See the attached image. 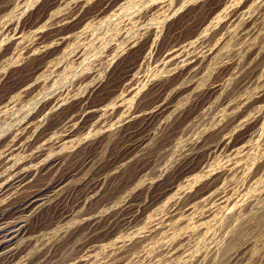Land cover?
I'll return each instance as SVG.
<instances>
[{
  "label": "rangeland",
  "instance_id": "obj_1",
  "mask_svg": "<svg viewBox=\"0 0 264 264\" xmlns=\"http://www.w3.org/2000/svg\"><path fill=\"white\" fill-rule=\"evenodd\" d=\"M70 1L0 0V225L15 229L0 264H264V0Z\"/></svg>",
  "mask_w": 264,
  "mask_h": 264
},
{
  "label": "bare ground",
  "instance_id": "obj_2",
  "mask_svg": "<svg viewBox=\"0 0 264 264\" xmlns=\"http://www.w3.org/2000/svg\"><path fill=\"white\" fill-rule=\"evenodd\" d=\"M69 1H70V0H69ZM72 1H73V0H72ZM162 1H163V0H162ZM164 1H165V0H164ZM164 1H163V2H164ZM70 2H71V1H70ZM80 2H81V1H80ZM105 2H106V0H105ZM71 3H72V2H71ZM75 3H76V5H77L79 2H78V3L75 2ZM109 3H110V2H109ZM152 3H153V2H152ZM72 4H74V3H72ZM72 4H71V5H72ZM84 4H85V3H84ZM107 4H108V2H107ZM167 4H168V3H167ZM167 4H166V5H167ZM79 5H80V4H79ZM72 6H73V5H72ZM77 6H78V5H77ZM102 6H103V5H102ZM104 6H105V5H104ZM73 7L75 8V5H74ZM73 7H72V8H73ZM165 7H166V6H165ZM42 8H43V7H42ZM57 8H58V7H57ZM82 8H85V7H82ZM59 9H60V8H59ZM102 9H103V8H102ZM102 9H100V10H102ZM180 9H181V8H180ZM22 10H23V9H22ZM73 11H74V10H73ZM75 11H76V9H75ZM85 11H86V10H85ZM90 11H91V10H90ZM93 11H94V10H93ZM98 11H99V9H98ZM179 11H180V10H179ZM59 12H60V11H59ZM88 12H89V11H88ZM62 13H63V12H62ZM67 13H68V12H67ZM67 13H66V14H67ZM78 13H79V11H77L76 14H78ZM90 13H91V12H90ZM57 14H59V13H57ZM73 14H74V13H73ZM82 14H83V13H82ZM87 14H88V13H87ZM87 14H85V15H87ZM175 14H176V13H175ZM60 15H61V14H60ZM78 15H79V14H78ZM70 16H71V15H70ZM73 16L75 17V15H73ZM63 17H64V16H63ZM82 17H83V15H82ZM82 17L80 16V18H82ZM84 17H85V16H84ZM49 18H50V17H49ZM59 18H60V17H59ZM67 18H68V17H67ZM72 18H73V17H72ZM75 18H76V17H75ZM73 19H74V18H73ZM78 19H79V18H78ZM82 19H83V18H82ZM147 19H148V18H147ZM54 20H55V19H54ZM52 21H53V20H52ZM69 21H70V19H69ZM74 21H75V20H74ZM48 22H49V21H48ZM54 22H55V21H54ZM66 22H68V21H66ZM70 22H71V21H70ZM70 22H69V23H70ZM132 22H133V21H132ZM16 23H17V22H16ZM56 23H57V22H56ZM60 23H63V21L60 22ZM69 23H68V24H69ZM136 23H137V22H136ZM42 24H43V23H42ZM52 24H53V23H52ZM52 24H50V25H52ZM57 24H58V23H57ZM65 24H66V23H65ZM68 24H67V25H68ZM44 25H45V24H44ZM60 25H61V24H60ZM67 25H66V27H67ZM78 25H80V24H78ZM84 25H85V24H84ZM39 26H40V25H39ZM74 26H75V25H74ZM131 26H132V25H131ZM51 27H52V26H51ZM54 27H55V26H53V28H54ZM46 29H47V28H46ZM50 29H51V28H50ZM62 29H63V28H62ZM63 30H64V29H63ZM65 30H66V29H65ZM71 30H72V29H71ZM22 31H23V30H22ZM32 31H33V30H32ZM39 31H40V30H39ZM43 31H44V30H43ZM54 31H55V29H54ZM67 31H68V30H67ZM73 31H74V30H73ZM35 32H36V31H35ZM41 32H42V31H41ZM59 32H60V31H59ZM69 32H70V31H69ZM37 33H38V32H37ZM57 33H58V32H57ZM65 33H66V32H65ZM41 34H42V33H41ZM68 34H69V33L67 32V37L70 36V35H68ZM70 34H71V33H70ZM6 35H7V34H6ZM42 35H43V34H42ZM60 35H61V34H60ZM62 35H63V34H62ZM64 35H65V34H64ZM38 36H41V35H38ZM1 37H2V36H1ZM16 37H17V36H16ZM42 37H43V36H42ZM60 37H61V36H60ZM9 38H10V37H9ZM140 38H143V37H140ZM140 38H139V39H140ZM144 38H145V36H144ZM10 39H11V38H10ZM37 39H38V38H37ZM40 39H41V38H40ZM58 39H59V38H58ZM64 39H65V38H64ZM64 39H61V40H64ZM104 39H106V38H104ZM133 39H134V38H133ZM139 39H138V40H139ZM8 40H9V39H8ZM12 40H13V39H12ZM56 40H57V39H56ZM56 40H55V41H56ZM140 40H141V39H140ZM142 40H143V39H142ZM112 41H113V40H112ZM134 41H135V39H134ZM15 42H16V41H15ZM51 42H52V41H51ZM116 42H117V41H116ZM138 42H139V41H138ZM17 43H18V42H17ZM139 43H140V42H139ZM143 43H144V42H143ZM149 43H151V42H149ZM187 43H190V42H187ZM52 44H53V43H52ZM59 44H61V43H59ZM144 44H145V43H144ZM144 44H142V45H144ZM183 44H184V43H182L181 45H183ZM41 45H42V44H41ZM43 45H44V44H43ZM45 45H46V44H45ZM50 45H51V44H50ZM188 45H189V44H188ZM47 46H48V45H47ZM54 46H55V45H54ZM54 46H53V47H54ZM107 46H108V45H107ZM107 46H106V47H107ZM150 46H151V45H150ZM175 46H176V45H175ZM178 46H179V44H178ZM9 47H10V46H9ZM126 47H127V46H126ZM133 47H134V46H133ZM135 47H136V46H135ZM171 47H172V46H171ZM179 47H181V46H179ZM179 47H178V48H179ZM182 47L184 48V46H182ZM47 48H49V47H47ZM141 48H142V47H141ZM143 48H144V47H143ZM178 48H177V49H178ZM186 48H187V47H186ZM186 48H185V49H186ZM40 49H41L40 51L42 52V47H41ZM50 49H51V48H50ZM124 49H126V48H124ZM124 49H123V50H124ZM134 49H135V48H134ZM138 49H139V48H138ZM144 49H145V48H144ZM169 49H170V48H169ZM173 49H175V48H173ZM181 49H182V48H181ZM181 49H180V50H181ZM206 49H207V48H206ZM211 49H212V47H211ZM211 49H209V50H211ZM34 50H36V47H35ZM48 50H49V49H48ZM48 50H47V52H49ZM78 50H79V49H78ZM135 50H137V49H135ZM170 50H171V49H170ZM183 50H184V49H183ZM187 50H188V49H187ZM202 50H203V49H202ZM209 50H208V51H209ZM31 51H32V50H31ZM40 51H39V52H40ZM43 51H44V50H43ZM53 51H54V49H53ZM81 51H82V49H81ZM81 51H80V52H81ZM149 51H150V50H149ZM173 51H174V50H173ZM173 51H172V52H173ZM178 51H179V50H178ZM178 51H177L176 53H178ZM32 52L34 53L35 51H32ZM47 52H46V53H47ZM99 52H100V51H99ZM167 52H169V51H167ZM181 52H182V51H181ZM181 52H179V54H181ZM205 52H206V50H205ZM205 52H204V53H205ZM83 53H84V52H83ZM114 53H115V52H114ZM133 53H134V52H133ZM135 53L137 54L138 52H135ZM186 53H187V52H186ZM190 53H191V52H190ZM194 53H195V52H194ZM198 53L200 54V52H198ZM209 53H210V52H209ZM43 54H44V53H43ZM112 54H113V53H112ZM143 54H144V53H143ZM158 54H160V53H158ZM161 54H162V53H161ZM164 54H165V53H164ZM167 54H168V53H167ZM170 54L173 55L172 53H170ZM187 54H188V53H187ZM195 54H196V53H195ZM30 55H31V54H30ZM35 55H36V52H35ZM46 55H47V54H46ZM77 55H79V54H77ZM119 55H120V53H119ZM122 55H123V54H122ZM130 55H131V54H130ZM130 55H128V56H130ZM139 55H140V54H139ZM141 55H142V54H141ZM145 55H146V52H145ZM171 55H170V57H171ZM188 55H189V54H188ZM207 55H208V54H207ZM38 56H39V55H38ZM40 56H41V55H40ZM75 56H76V55H75ZM81 56H82V55H81ZM132 56H133V55H132ZM161 56H162V55H161ZM167 56H168V55H167ZM176 56H177V55H176ZM193 56H194V55H193ZM193 56H192V57H193ZM195 56H196V55H195ZM197 56H198V55H197ZM199 56H200V55H199ZM76 57H77V56H76ZM134 57L136 58V56H134ZM134 57H133V58H134ZM140 57H141V56H140ZM143 57H145V56H143ZM187 57H188V56H187ZM79 58H81V57H79ZM83 58H84V57H83ZM92 58H93V57H92ZM125 58H126V57H125ZM130 58H131V57H130ZM167 58H168V57H167ZM175 58H176V57H175ZM189 58H190V57H189ZM189 58H188V59H189ZM199 58H200V57H199ZM112 59H113V58H112ZM114 59H115V57H114ZM121 59H122V58H121ZM171 59H172V57H171ZM171 59H169V60H171ZM180 59H181V58H179L178 60H180ZM184 59H186V58H183V60H184ZM190 59H191V58H190ZM190 59H189V61H190ZM194 59H195V58H194ZM200 59H201V58H200ZM122 60H124V59H122ZM99 61H100V59H99ZM112 61H113V60H112ZM127 61H128V60H127ZM180 61H182V59H181ZM184 61L186 62V60H184ZM196 61H197V60H196ZM40 62H41V61H40ZM121 62H122V61H121ZM178 62H179V61H178ZM185 62H184V63H185ZM191 62H192V61H191ZM38 63H39V62H38ZM125 63H126V62H125ZM131 63H132V62H131ZM42 64H43V63H42ZM134 64H135V63H134ZM175 64H176V63H175ZM180 64H181V63H180ZM185 64H186V63H185ZM192 64H193V63H192ZM119 65H120V64H119ZM124 65H125V64H124ZM140 65H141V64H140ZM193 65H195V63H194ZM196 65H197V64H196ZM38 66H39V65H38ZM122 66H123V65H122ZM181 66H182V65H181ZM199 66H200V65H199ZM199 66H198V67H199ZM115 67H116V66H115ZM115 67H114V68H115ZM117 67H118V66H117ZM124 67H125V66H124ZM131 67H132V66H131ZM133 67H135V66H133ZM133 67H132V68H133ZM138 67H139V66H138ZM187 67H188V66H187ZM128 68H129V67H128ZM191 68H192V67H191ZM220 68H221V67H220ZM30 69H31V68H30ZM115 69H116V68H115ZM183 69H184V68H183ZM189 69H190V68H189ZM192 69H194V66H193ZM120 70H121V69H120ZM122 70H124L123 67H122ZM127 70H128V69H127ZM34 71H35V69H34ZM117 71H118V70H117ZM125 71H126V70H125ZM190 71H191V70H190ZM196 71H197V70H196ZM115 72H116V71H115ZM87 73H88V72H87ZM90 73H91V72H90ZM90 73H88V74H90ZM130 73H132V72H130ZM130 73H129V74H130ZM134 73H135V72H134ZM178 73H179V72H178ZM180 73H181V72H180ZM189 73H190V72H189ZM79 74H80V73H79ZM112 74H113V73H112ZM118 74H119V73H118ZM127 74H128V73H127ZM129 74H128V75H129ZM181 74H182V73H181ZM12 75H13V74H12ZM110 75H111V74H110ZM124 75H125V74H124ZM130 75H131V74H130ZM136 75H137V74H136ZM187 75H188V74H187ZM3 76H4V75H3ZM3 76H2V77H3ZM10 76H11V75H10ZM116 76H117V75H116ZM119 76H120V75H119ZM131 76H132V75H131ZM183 76H184V74H183ZM183 76H182V77H183ZM12 77H13V76H12ZM117 77H118V76H117ZM192 77H193V76H192ZM10 78H11V77H10ZM110 78H112V77L110 76ZM1 79H2V78H1ZM129 79H130V78H129ZM134 79H135V78H134ZM169 79H170V78H169ZM97 80H98V79H97ZM105 80H106V79H105ZM111 80H112V79H111ZM167 80H168V78H167ZM174 80H175V79H174ZM102 81H103V80H102ZM115 81H116V80H115ZM115 81H113V82H115ZM126 81L128 82L129 80L127 79ZM131 81H133V80H131ZM147 81H149V80H147ZM153 81H154V80H153ZM156 81H157V80H156ZM162 81H163V80H162ZM172 81H173V80H172ZM27 82H28V81H27ZM99 82H101V81H99ZM121 82H123V81H121ZM135 82H136V81H135ZM163 82L165 83V80H164ZM177 82H178V81H177ZM180 82H181V81H180ZM106 83H107V82H106ZM132 83H133V82H132ZM132 83L130 82V84H132ZM148 83H149V82H148ZM164 83H162L163 86H164ZM166 83H167V82H166ZM170 83H171V82H170ZM181 83H182V82H181ZM22 84H23V83H22ZM98 84H99V83H98ZM98 84H97V85H98ZM118 84H119V83H118ZM142 84H143V83H142ZM176 84H177V83H175V85H176ZM178 84H180V83L178 82ZM214 84H215V83H214ZM214 84H213V86H215ZM107 85H110V84H107ZM134 85H135V84H134ZM134 85H133V86H134ZM137 85H138V84H137ZM152 85H153V84H152ZM167 85H168V83H167ZM170 85H171V84H170ZM26 86H28V85H26ZM102 86H103V84H102ZM104 86H105V85H104ZM118 86H119V85H118ZM118 86H117V87H118ZM122 86H124V83H123ZM125 86H127V84H126ZM133 86H132V87H133ZM139 86H140V85H139ZM141 86H142V85H141ZM143 86H144V85H143ZM150 86H151V85H150ZM156 86H158V85H156ZM159 86H160V85H159ZM168 86H169V85H168ZM182 86H183V85H182ZM187 86H188V85H187ZM22 87H23V85H22ZM95 87H96V85H95ZM114 87H115V86H114ZM120 87H121V86H120ZM137 87H138V86H137ZM147 87H148V86H147ZM177 87H178V85H177ZM20 88H21V87H20ZM28 88H29V87H28ZM165 88H166V87H165ZM171 88L173 89V87H171ZM216 88H217V87H216ZM102 89H103V88H102ZM104 89H105V88H104ZM107 89H108V88H107ZM153 89H154V88H153ZM159 89L161 90V87H159ZM162 89H163V88H162ZM167 89H168V87H167ZM172 89H171V90H172ZM175 89H176V88H175ZM184 89H185V88H184ZM89 90H92V89H89ZM132 90H133V89H132ZM132 90H131V91H132ZM134 90H135V89H134ZM181 90H183V89H181ZM22 91H23V90H22ZM104 91H106V90H104ZM113 91H114V90H113ZM115 91H116V90H115ZM117 91H118V90H117ZM148 91H149V90H148ZM151 91H152V90H151ZM173 91H174V90H173ZM133 92H135V91H133ZM152 92H154V91H152ZM156 92H157V91H156ZM162 92H163V91H162ZM203 92H204V91H203ZM211 92H212V91H211ZM112 93H114V92H112ZM127 93H129V92H127ZM165 93H166V92H165ZM168 93H169V92H168ZM172 93H173V92H172ZM119 94L121 95V93H119ZM124 94H125V93H124ZM129 94H130V93H129ZM135 94H136V93H135ZM139 94H140V93H139ZM145 94H146V93H145ZM169 94H170V93H169ZM195 94H196V93H195ZM204 94H205V93H203V95H204ZM56 95H57V94H56ZM56 95H55V96H56ZM59 95H60V94H59ZM104 95H105V94H104ZM112 95H113V94H112ZM137 95H138V94H137ZM142 95H143V94H142ZM142 95H141V96H142ZM170 95H171V94H170ZM87 96H88V95H87ZM94 96H96V95H94ZM94 96H93V97H94ZM121 96H122V95H121ZM134 96H136V95H134ZM143 96H144V98H147V97H145V95H143ZM147 96H148V95H147ZM159 96H160V95H159ZM173 96H174V95H173ZM60 97L62 98V96H60ZM84 97H85V96H84ZM88 97H90V96H88ZM99 97H100V96H99ZM101 97H102V96H101ZM139 97H140V96H139ZM200 97H201V96H200ZM203 97H204V96H203ZM206 97H208V95H207ZM53 98H55V97H53ZM171 98H172V96H171ZM10 99H11V98H10ZM80 99H81V98H80ZM90 99H91V98H90ZM94 99H95V98H94ZM96 99L99 100L100 98L97 97ZM101 99H103V98H101ZM114 99H115V98H114ZM166 99H167V97H166ZM166 99H164V100H166ZM196 99H198V98H196ZM208 99H209V98H208ZM57 100H58V99H57ZM63 100H64V99H63ZM85 100H86V99H85ZM98 100H97V101H98ZM103 100H104V99H103ZM168 100H169V99H168ZM204 100H205V99H204ZM44 101L46 102L47 100H44ZM48 101H49V100H48ZM58 101H59V100H58ZM60 101H61V100H60ZM100 101H101V100H100ZM138 101H139V100H138ZM45 102H44V103H45ZM49 102H50V101H49ZM83 102H84V101H83ZM89 102H90V101H89ZM105 102H106V101H105ZM119 102H120V101H119ZM143 102H145V101H143ZM153 102H154V101H153ZM205 102H206V100L204 101V103H205ZM54 103H55V102H54ZM59 103H60V102H59ZM81 103H82V102H81ZM92 103H93V102H92ZM117 103H118V101H117ZM137 103H138V102H137ZM200 103H201V102H200ZM204 103H203V104H204ZM78 104H79V103H78ZM85 104H87V102H86ZM94 104H97V103L95 102ZM94 104H93V105H94ZM104 104H105V103H104ZM115 104H116V103H115ZM143 104H144V103H143ZM148 104H150V103H148ZM45 105H46V104H45ZM48 105H49V104H48ZM50 105H51V103H50ZM50 105H49V107H50ZM61 105H62V103H61ZM69 105H70V104H69ZM71 105H72V104H71ZM81 105H82V104H81ZM87 105H88V104H87ZM93 105H92V106H93ZM119 105H120V104H119ZM136 105H137V104H136ZM153 105H154V103H153ZM166 105H167V104H166ZM169 105H170V104H169ZM38 106H39V105H38ZM38 106H37V107H38ZM51 106H52V105H51ZM63 106H64V105H63ZM90 106H91V104H90ZM102 106H103V105H102ZM102 106H99V107H102ZM143 106H144V105H143ZM145 106H146V105H145ZM145 106H144V107H145ZM192 106H193V105H192ZM194 106H196V105H194ZM202 106H203V105H202ZM33 107H34V106H33ZM72 107H73V106H72ZM76 107H77V106H75V108H76ZM107 107H108V106H107ZM118 107H119V106H118ZM135 107H136V106H135ZM141 107H142V106H141ZM200 107H201V106H199V108H200ZM46 108H47V107H46ZM52 108H53V107H52ZM69 108H70V106H69ZM77 108H78V107H77ZM115 108H117V107H115ZM160 108H161V107H160ZM162 108H163V107H162ZM164 108H166V107L164 106ZM35 109H36V108H35ZM49 109H50V108H49ZM65 109H67V108H65ZM65 109H64V110H65ZM80 109H81V108H80ZM80 109H79V110H80ZM102 109L104 110L103 107H102ZM141 109H142V108H141ZM151 109H152V108H151ZM153 109H154V108H153ZM192 109H193V108H192ZM194 109H195V108H194ZM37 110H39V109H37ZM56 110H57V109H56ZM72 110H73V109H72ZM96 110H97V109H96ZM111 110H112V109H111ZM130 110H131V109H130ZM132 110H134V109H132ZM135 110H136V109H135ZM138 110H140V109H138ZM147 110H148V108H147ZM188 110H189V108H188ZM195 110H196V109H195ZM40 111H41V110H40ZM52 111H53V110H52ZM73 111H74V110H73ZM81 111H82V110H81ZM84 111H85V110H84ZM86 111H87V110H86ZM86 111H85V113H87ZM97 111H98V110H97ZM97 111H94V112H97ZM104 111H105V110H104ZM140 111H141V110H140ZM143 111H144V110H143ZM148 111H149V110H148ZM160 111H161V110H160ZM190 111H192V110H190ZM59 112H60V111H59ZM63 112H64V111H62V113H63ZM67 112H68V111H67ZM75 112H78V111L75 110ZM79 112H80V111H79ZM90 112H91V111H90ZM94 112H93V113H94ZM109 112H110V111H109ZM113 112H114V111H113ZM149 112H150V111H149ZM151 112H152V111H151ZM156 112L158 113L159 111H156ZM165 112H166V111H165ZM192 112H193V111H192ZM195 112H196V111H195ZM34 113H36V112H34ZM37 113H38V112H37ZM51 113H52V112H51ZM80 113H82V112H80ZM129 113H130V112H129ZM131 113H132V112H131ZM137 113H138V111H137ZM137 113H136V114H137ZM144 113L146 114L147 112H144ZM161 113H162V112H161ZM182 113H183V112H182ZM187 113H188V112H186V114H187ZM38 114H39V113H38ZM38 114H37V115H38ZM41 114H42V113H41ZM44 114H45V112H44ZM66 114H67V113H65V115H66ZM70 114H72V112H71ZM78 114H79V113H78ZM90 114H91V113H90ZM105 114H106V113H105ZM113 114H114V113H113ZM138 114H139V113H138ZM145 114H144V115H145ZM152 114H153V113H152ZM155 114H156V113H155ZM155 114H154V115H155ZM174 114H175V113H174ZM55 115H56V114H55ZM59 115H60V114H59ZM74 115H76V114H74ZM88 115H89V114H88ZM95 115H96V114H95ZM98 115H99V114H98ZM101 115H102V114H101ZM122 115H124V113H123ZM126 115H128V113H127ZM140 115H142V114H140ZM160 115H161V114H160ZM184 115H185V114H184ZM32 116H33V115H32ZM38 116H39V115H38ZM38 116H37V117H38ZM40 116H41V115H40ZM40 116H39V117H40ZM52 116H53V115H52ZM57 116H58V115H57ZM72 116H73V115H72ZM78 116H79V115H78ZM80 116H82V115H80ZM138 116H139V115H138ZM150 116H151V115H150ZM156 116H157V115H156ZM236 116H237V115H236ZM42 117H43V116H42ZM46 117H47V115H46ZM53 117H54V116H53ZM58 117H60V116H58ZM58 117H57V118H58ZM74 117H75V116H74ZM94 117H95V116H94ZM96 117H97V116H96ZM98 117H99V116H98ZM106 117H107V116H106ZM120 117H121V116H120ZM120 117H119V118H120ZM129 117H130V116H129ZM131 117H132V116H131ZM131 117H130V118H131ZM175 117H176V116H175ZM175 117H174V118H175ZM187 117H188V115H187ZM35 118H36V117H35ZM60 118H61V117H60ZM65 118H66V117H65ZM89 118H90V117H89ZM109 118H110V117H109ZM130 118H129V119H130ZM157 118H158V117H157ZM157 118H156V119H157ZM159 118H160V117H159ZM169 118H170V117H169ZM189 118H190V116H189ZM32 119H33V118H32ZM44 119H45V118H44ZM44 119H43V120H44ZM46 119H47V118H46ZM75 119H76V118H75ZM101 119H102V118H101ZM129 119H128V120H129ZM131 119H132V118H131ZM140 119H141V118H140ZM150 119H151V118H150ZM161 119H164V118L162 117ZM28 120H30V119H28ZM79 120H80V119H79ZM82 120H84V119H82ZM91 120H92V119H91ZM95 120H96V119H95ZM95 120H94V121H95ZM118 120H119V119H118ZM120 120H122V118H121ZM133 120H134V119H133ZM137 120L140 122V120H139L138 118H137ZM159 120H160V119H159ZM184 120H185V119H184ZM215 120H216V119H215ZM50 121H51V120H50ZM96 121H97V120H96ZM104 121H105V120H104ZM160 121H161V120H160ZM173 121H174V120H173ZM181 121H182V120H181ZM181 121H180V122H181ZM25 122H26V121H25ZM32 122L34 123V121H32ZM32 122H31V123H32ZM43 122H44V121H43ZM89 122H90V121H89ZM89 122H88V123H89ZM91 122H92V121H91ZM98 122H99V121H98ZM100 122H101V120H100ZM122 122H123V121H122ZM129 122H130V121H129ZM144 122H146V121H144ZM154 122H155V121H154ZM162 122H163V121H162ZM162 122H160V123H162ZM164 122H165V121H164ZM183 122H184V121H183ZM31 123H30V125H31ZM37 123H38V122H37ZM76 123H77V122H76ZM79 123H80V122H79ZM101 123H103V121H102ZM133 123H134V122H133ZM142 123H143V121H142ZM219 123H222V122H219ZM38 124H39V123H38ZM48 124H49V123H48ZM63 124H64V123H63ZM85 124H86V123H85ZM122 124H123V123H122ZM128 124H129V123H128ZM146 124H147V123H146ZM148 124H149V123H148ZM153 124H154V123H153ZM164 124H166V123H164ZM223 124H224V122H223ZM226 124H227V122H226ZM39 125H40V124H39ZM41 125H42V122H41ZM57 125H58V124H57ZM68 125H69V124H68ZM70 125H71V124H70ZM73 125H74V124H73ZM75 125H76V124H75ZM90 125H91V124H90ZM93 125H94V124H93ZM101 125H102V124H101ZM131 125H132V124H131ZM159 125H160V124H159ZM162 125H163V124H162ZM167 125H168V124H167ZM217 125H218V124H217ZM27 126H29V125H27ZM45 126H46V125L44 124L43 127H45ZM47 126H49V125H47ZM47 126H46V127H47ZM52 126H53V124H52ZM52 126H51V128H52ZM59 126H60V125H59ZM121 126H122V125H121ZM144 126H145V125H144ZM222 126H223V125H222ZM224 126H225V125H224ZM227 126H228V125H227ZM24 127H25V125H24ZM35 127H37V126H35ZM41 127H42V126H41ZM82 127H83V126H82ZM86 127H87V126H86ZM140 127H141V126H140ZM174 127H175V125H174ZM214 127H215V126H214ZM219 127H221V126H219ZM228 127H229V126H228ZM25 128H26V127H25ZM49 128H50V127H49ZM53 128H54V127H53ZM64 128H65V127H64ZM64 128H63V129H64ZM122 128H123V126H122ZM122 128H121V129H122ZM129 128H130V127H129ZM135 128H136V127H135ZM157 128H158V127H157ZM224 128H225V127H224ZM224 128H222V129L225 130ZM18 129H19V128H18ZM41 129H42V128H41ZM45 129H47V128H45ZM54 129H55V128H54ZM59 129H61V127H60ZM67 129H68V128H66V131H67ZM73 129H74V128H73ZM121 129H120V130H121ZM126 129H127V128H126ZM133 129H134V127H133ZM162 129H163V128H162ZM164 129H165V128H164ZM170 129H171V128H170ZM180 129H181V128H180ZM15 130H16V129H15ZM23 130H24V129H23ZM43 130H44V129H43ZM48 130H51V129H48ZM55 130H57V129H55ZM78 130H79V129H78ZM120 130H119V131H120ZM140 130H141V129H140ZM172 130H173V129H172ZM19 131H20V130H19ZM21 131H22V129H21ZM24 131H25V130H24ZM62 131H63V130H62ZM75 131H76V130H75ZM119 131H117V132H119ZM123 131H124V130H123ZM128 131H129V130H128ZM152 131H155V130H152ZM219 131H221V130H219ZM16 132H17V131H16ZM43 132H44V131H42V133H43ZM48 132H49V131H48ZM53 132H54V131H53ZM59 132H60V131H59ZM69 132H70V131H69ZM121 132H122V131H121ZM138 132H139V131H138ZM158 132H159V131H157V134H158ZM212 132H214V131H212ZM217 132H218V131H217ZM221 132H222V131H221ZM232 132H233V131H232ZM10 133H12V132L10 131ZM17 133H18V132H17ZM23 133H24V132H23ZM30 133H31V132H30ZM33 133H34V132H33ZM54 133H55V132H54ZM54 133H53V134H54ZM66 133H67V132H66ZM66 133H65V135H66ZM119 133H120V132H119ZM127 133H128V132H127ZM130 133H131V135H132L134 132L132 133L131 130H130ZM145 133H146V130H145ZM150 133H151V132H150ZM152 133H154V132H152ZM173 133H175V132H173ZM225 133H226V131H224V135H226ZM36 134H37V132H36ZM49 134H50V132H49ZM62 134H63V133H62ZM67 134H68V133H67ZM134 134H135V133H134ZM147 134H148V133H147ZM159 134H160V133H159ZM159 134H158V135H159ZM165 134H166V133H165ZM212 134H214V133H212ZM218 134H219V132H218ZM222 134H223V133H222ZM7 135H8V136L10 135L9 132H8ZM17 135H18V134H17ZM29 135H30V134H29ZM29 135H27V136H29ZM39 135H40V134H39ZM45 135H46V134H45ZM59 135H60V134H59ZM69 135H70V134H69ZM116 135H117V133H116ZM127 135H128V134H127ZM139 135H140V134H139ZM150 135H151V134H150ZM160 135H161V134H160ZM219 135H220V134H219ZM219 135H218V137H219ZM230 135H231V134H230ZM13 136H14V135H13ZM15 136H16V135H15ZM18 136H19V135H18ZM33 136H34V135H33ZM35 136H36V135H35ZM50 136H51V135H50ZM121 136H122V135H121ZM124 136H126V135H124ZM132 136H133V135H132ZM147 136H148V135H147ZM212 136H213V135H212ZM24 137H25V136H24ZM44 137H45V136H44ZM48 137H49V135H48ZM59 137H61V135H60ZM63 137H64V136H63ZM67 137H68V136H67ZM119 137H120V136H119ZM128 137H129V136H128ZM163 137H164V136H163ZM213 137H214V136H213ZM218 137H217V138H218ZM19 138H20V137H19ZM21 138H22V137H21ZM35 138H36V137H35ZM40 138H41V137H40ZM42 138H43V136H42ZM42 138H41V139H42ZM46 138H47V137H46ZM53 138H54V137H53ZM53 138H50V137H49L47 141L49 142V140H50V139H53ZM122 138H123V136H122ZM125 138H126V137H125ZM141 138H142V137H141ZM143 138H144V137H143ZM165 138H166V137H165ZM208 138H209V136H208ZM220 138H221V137H220ZM225 138H226V137H225ZM229 138H230V137H229ZM7 139H10V138L8 137ZM11 139H12V138H11ZM11 139H10V140H11ZM117 139H118V138H117ZM120 139H121V138H120ZM127 139H128V138H127ZM167 139H168V138H167ZM218 139H219V138H218ZM15 140H16V139H15ZM24 140H26V139H24ZM24 140H23V141H24ZM37 140H38V139H37ZM37 140H36V141H37ZM44 140H45V139H44ZM59 140H60V139H59ZM59 140H57V142H58ZM134 140H136V139H134ZM227 140H228V143H229V139H226L225 141L227 142ZM13 141H14V140H12V142H13ZM21 141H22V140H21ZM23 141H22V142H23ZM39 141H40V140H39ZM60 141H61V140H60ZM115 141H116V140H115ZM129 141H130V140H129ZM137 141H138V139H137ZM205 141H206V140H205ZM213 141H215V140H213ZM14 142H15V141H14ZM117 142H118V141H117ZM117 142H116V143H117ZM121 142H122V141H121ZM132 142H133V141H132ZM135 142H136V141H135ZM158 142L161 143V141H158ZM162 142H163V140H162ZM164 142H166V141H164ZM210 142H211V141H210ZM217 142L220 143L221 141H220V142L217 141ZM217 142H215V143H217ZM7 143H8V142H7ZM9 143H11V142H9ZM20 143H21V142H20ZM20 143H19V144H20ZM25 143H26V142H25ZM29 143H30V142H28V144H29ZM31 143H32V142H31ZM40 143H42V142H40ZM40 143H39V145H41ZM130 143H131V142H130ZM160 143H159V144H160ZM215 143H214V145H216ZM0 144H2V143H0ZM5 144H6V143H5ZM5 144H4V145H5ZM11 144H12V143H11ZM90 144H91V143H90ZM123 144H124V143H123ZM126 144H128V143H126ZM137 144H138V143H137ZM139 144H141V143H139ZM161 144H162V143H161ZM6 145H7V144H6ZM124 145H125V144H124ZM129 145H130V144H129ZM200 145H202V144H200ZM200 145H199V146H200ZM222 145H223V144H222ZM9 146H10V145H9ZM43 146H44V145H43ZM120 146L123 147L122 145H120ZM143 146L146 147L145 144H143ZM199 146H198V147H199ZM202 146H203V145H202ZM202 146H201V147H202ZM1 147H2V145H1ZM1 147H0V148H1ZM7 147H8V146H7ZM10 147H11V146H10ZM16 147H17V146H16ZM21 147L23 148L24 146H22V144H21ZM25 147H26V146H25ZM25 147H24V148H25ZM113 147H114V146H113ZM127 147H128V146H127ZM134 147H136V146H134ZM140 147H142V146H139L138 148L140 149ZM219 147H220V146H219ZM224 147H225V146H224ZM37 148H39V147L37 146ZM43 148H44V147H43ZM45 148H46V147H45ZM45 148H44V149H45ZM119 148H120V147H119ZM119 148H118V149H119ZM136 148H137V147H136ZM213 148H214V147H213ZM213 148H212V149H213ZM215 148H216V146H215ZM225 148H227V147H225ZM17 149H19V148H17ZM39 149H40V148H39ZM44 149H42V150H44ZM127 149H128V148H127ZM142 149H143V148H142ZM142 149H141V150H142ZM145 149H146V148H145ZM193 149H194V148H193ZM203 149H204V147L202 148V150H203ZM4 150H5V149H3V151H4ZM6 150H7V148H6ZM10 150H11V149H9V151H10ZM12 150H13V149H12ZM12 150H11V151H12ZM14 150H15V149H14ZM20 150L22 151V150H25V149H20ZM32 150H35V149H32ZM115 150H117V149H115ZM115 150L113 149L114 152H115ZM137 150H138V149H137ZM7 151H8V150H7ZM7 151H6V152H7ZM9 151H8V152H9ZM35 151H37V150H35ZM39 151H40V150H39ZM47 151H48V150H47ZM113 151H111V152H113ZM117 151H118V150H117ZM121 151H123V150H121ZM127 151H128V150H127ZM133 151H134V150H133ZM200 151H201V150H200ZM204 151H205V150H204ZM204 151H203V152H204ZM256 151H257V150H256ZM4 152H5V151H4ZM4 152H3V153H4ZM15 152H16V151H15ZM15 152H14V153H15ZM41 152H42V151H40V154H41ZM136 152H137V151H136ZM9 153H10V152H9ZM42 153H44V152H42ZM115 153H116V152H115ZM141 153H142V152H141ZM212 153H213V152H212ZM248 153H249V152H248ZM0 154H1V150H0ZM15 154H16V153H15ZM29 154H30V152H29ZM38 154H39V153H38ZM40 154H39V155H40ZM84 154H85V153H84ZM118 154H120V153H118ZM143 154H144V153H143ZM192 154H193V152H192ZM202 154H203V153H202ZM213 154H214V153H213ZM251 154H252V153H251ZM255 154H256V153H255ZM12 155H13V154H12ZM23 155H24V154H23ZM30 155H31V154H30ZM89 155H90V154H89ZM91 155H92V154H91ZM110 155H111V154H110ZM110 155H109V157H110ZM122 155H123V154H122ZM124 155H126V154H124ZM124 155H123V156H124ZM190 155H191V154H190ZM4 156H5V155H4ZM27 156H28V154H27ZM80 156H81V155H80ZM143 156H144V155H143ZM143 156H142V157H143ZM38 157H39V156H38ZM47 157H48V156H47ZM85 157H86V156H85ZM91 157H92V156H91ZM95 157H96V156H95ZM128 157H129V156H128ZM243 157H244V156H243ZM11 158H12V157H11ZM19 158H20V157H19ZM19 158H18V159H19ZM55 158H56V156H55ZM83 158H84V157H83ZM107 158H108V157H107ZM186 158H187V157H186ZM191 158H192V157H191ZM195 158H196V157H195ZM195 158H194V159H195ZM7 159H9L8 156H7ZM23 159H26V158L23 157ZM23 159H21V160H23ZM29 159H31V158H29ZM29 159H28V160H29ZM32 159H33V158H32ZM32 159H31V161H32ZM39 159H40V158H39ZM42 159H43V158H42ZM46 159H47V158H46ZM49 159H51V158L49 157ZM58 159H60V158H58ZM89 159H90V158H89ZM89 159H88V160H89ZM113 159H114V158H113ZM113 159L111 158V160H113ZM126 159H128V158H126ZM129 159L131 160L132 158H129ZM129 159H128V160H129ZM135 159L138 160L137 158H135ZM240 159H241V158H240ZM9 160H10V159H9ZM15 160H17V159H15ZM37 160H38V159H37ZM62 160H63V159H62ZM92 160H93V159H92ZM115 160H116V158H115ZM115 160H114V161H115ZM121 160H122V158H121ZM189 160H190V159H189ZM191 160H192V162H193V159H191ZM198 160H199V159H198ZM5 161H6V160H5ZM19 161H20V160H19ZM35 161H36V160H35ZM59 161H60V160H58V162H59ZM79 161H80V160H79ZM86 161H87V158H86ZM93 161H94V160H93ZM117 161L120 162V158H119V160H117ZM125 161H126V160H125ZM131 161H132V160H131ZM139 161H140V160H139ZM181 161H182V160H181ZM214 161H215V160H214ZM6 162H7V161H6ZM6 162H5V163H6ZM13 162H14V161H13ZM38 162H39V161H38ZM45 162L47 163V160H46ZM60 162H61V161H60ZM81 162H82V161H81ZM91 162H92V161H91ZM108 162H110L109 159H108ZM132 162H133V161H132ZM132 162H131V163H132ZM43 163H44V162H43ZM55 163H56V162H55ZM83 163H84V162H83ZM88 163H90V162L88 161ZM111 163L113 164V162H111ZM117 163H118V162H117ZM135 163H136V162H135ZM135 163H134V164H135ZM185 163H186V162H185ZM200 163H201V162H200ZM15 164H16V163H15ZM21 164H22V162H20L19 165H21ZM23 164H24V163H23ZM23 164H22V165H23ZM48 164H49V163H48ZM67 164H68V163H67ZM80 164H81V163H80ZM109 164H110V163H109ZM123 164H124V162H123ZM123 164H122V165H123ZM127 164H128V163H126V165H127ZM180 164H181V162H180ZM188 164H189V163H188ZM0 165H1V164H0ZM17 165H18V164H17ZM28 165H29V164H28ZM40 165H41V164H40ZM52 165H53V162H52ZM73 165H74V164H73ZM120 165H121V164H120ZM122 165H121V166H122ZM178 165H179V164H178ZM178 165H177V166H178ZM189 165H190V164H189ZM238 165H239V164H238ZM1 166H2V165H1ZM7 166H8V165H7ZM7 166H6L5 168H7ZM24 166H25V165H24ZM34 166H35V165H34ZM49 166H50V165H49ZM61 166H62V165H61ZM129 166H130V165H129ZM181 166H182V165H181ZM195 166H197V165L195 164ZM195 166H194V167H195ZM12 167H13V165H12ZM29 167H30V165H29ZM29 167H28V168H29ZM36 167H38V166H36ZM40 167H41V166H40ZM40 167H39V168H40ZM52 167H53V166H52ZM65 167H66V166H65ZM68 167H69V166H68ZM71 167H72V165H71ZM81 167H82V166H81ZM87 167H88V165H87ZM136 167H137V166H136ZM141 167H143V166H141ZM192 167H193V166H192ZM15 168H16V167H15ZM21 168H22V166H21ZM33 168H35V167H33ZM33 168L28 169V171H29V170H32ZM43 168H44V167H43ZM48 168H49V167H48ZM85 168H86V167H85ZM102 168H103V167H102ZM118 168L120 169V167H118ZM124 168H125V167H124ZM132 168H133V165H132ZM138 168L141 169L139 166H138ZM138 168H137V169H138ZM185 168H186V167H185ZM249 168H250V167H249ZM23 169H24V172H26V171H25V168H23ZM89 169H90V166H89ZM111 169H112V168H111ZM126 169H127V168H126ZM173 169H174V168H173ZM181 169H182V168H181ZM17 170H19V168H18ZM46 170H47V169H46ZM46 170H45V172H46ZM74 170H75V169H74ZM79 170H80V169H79ZM83 170H84V168H83ZM95 170H96V168H95ZM98 170H99V169H98ZM192 170H193V169H192ZM9 171H10V170H9ZM34 171H35V170H34ZM37 171H38V170H37ZM47 171H51V170H47ZM55 171H56V169H55ZM61 171H62V170H61ZM77 171H78V170H77ZM119 171H120V170H119ZM134 171H135V170H134ZM134 171H133V173H134ZM181 171H182V170H181ZM188 171H189V169H188ZM39 172H41V171H39ZM51 172H52V171H51ZM53 172H54V170H53ZM99 172H100V171H99ZM122 172H123V171H122ZM125 172H126V171H125ZM203 172H204V171H203ZM217 172H218V171H217ZM247 172H248V171H247ZM0 173H1V172H0ZM48 173H49V172H48ZM71 173H72V172H71ZM71 173H70V174H71ZM80 173H81V172H80ZM123 173H124V172H123ZM136 173H137V172H136ZM170 173H171V172H170ZM178 173H179V171H178ZM195 173L197 174V172H195ZM210 173H211V172H210ZM7 174H8V173H7ZM32 174H33V172H32ZM40 174H41V173H40ZM46 174H47V173H46ZM53 174H54V173H53ZM56 174H58L57 171H56ZM75 174H76V173H75ZM75 174H74V175H75ZM98 174H99V173H98ZM127 174H128V173H127ZM175 174H176V173H175ZM11 175H12V174H11ZM34 175H35V174H34ZM65 175H66V174H65ZM84 175H85V174H84ZM91 175H92V174H91ZM101 175H102V174H101ZM119 175H120V174H119ZM129 175H130V174H129ZM176 175H177V174H176ZM244 175H245V174H244ZM2 176H3V175H2ZM2 176H1V177H2ZM4 176H5V175H4ZM14 176H15V175H14ZM14 176H13V177H14ZM46 176H47V175H46ZM77 176H78V175H77ZM92 176H93V175H92ZM96 176H97V175H96ZM120 176H122V175H120ZM225 176H226V175H225ZM13 177H12V179H13ZM16 177H18V175H16ZM20 177H22V179H23V176H20ZM24 177H25V175H24ZM49 177H50V176H49ZM53 177H54V176H53ZM69 177H70V175H69ZM89 177H90V175H89ZM97 177H99V176H97ZM117 177H118V176H117ZM132 177H133V176H132ZM185 177H186V175H185ZM200 177H201V176H200ZM2 178H3V177H2ZM14 178H15V177H14ZM28 178H29V177H28ZM105 178H106V177H105ZM159 178H160V177H159ZM167 178H168V177H167ZM174 178H175V177H174ZM174 178L172 177V179H174ZM189 178H191V176H190ZM7 179H8V178H7ZM12 179H10V180H12ZM16 179H17V178H16ZM16 179H15V180H16ZM31 179H32V178H31ZM31 179H30V180H31ZM68 179H70V178H68ZM92 179H93V178H92ZM94 179H96V178H94ZM117 179H118V178H117ZM122 179H123V178H122ZM195 179H196V178H195ZM17 180H18V179H17ZM30 180H29V181H30ZM48 180H49V179H48ZM66 180H67V179H66ZM106 180H109V179L107 178ZM111 180H112V179H111ZM127 180H129V179H126V181H127ZM180 180H181V179H180ZM1 181H2V180H1ZM26 181H27V179H26ZM99 181H100V180H99ZM99 181H98V182H99ZM104 181H105V180H104ZM104 181L101 180V182H104ZM122 181H123V180H122ZM126 181H124V182H126ZM178 181H179V179H178ZM17 182H18V181H17ZM48 182H49V181H48ZM57 182H58V181H57ZM96 182H97V180H96ZM113 182H114V181H113ZM113 182H112V183H113ZM176 182H177V181H176ZM208 182H211V183H212V181H208ZM0 183H1V182H0ZM3 183H4V182H3ZM8 183H9V182H8ZM35 183H36V182H35ZM41 183H42V182H41ZM53 183H54V182H53ZM82 183H83V182H82ZM108 183H109V182H108ZM211 183H210V184H211ZM23 184H24V182H23ZM85 184H86V183H85ZM85 184H83V185H85ZM88 184H90V183H88ZM104 184H105V183H104ZM109 184H110V183H109ZM115 184H116V183H115ZM145 184H146V183H145ZM150 184H151V183H150ZM173 184H174V183H173ZM6 185H7V183H6ZM21 185H22V184H21ZM101 185H102V183H101ZM101 185H100V186H101ZM135 185H136V184H135ZM147 185H148V182H147ZM164 185H165V184H164ZM166 185H167V184H166ZM206 185H207V184H206ZM88 186H89V185H88ZM88 186L86 185V187H88ZM93 186H94V185H93ZM93 186H92V187H93ZM95 186H96V185H95ZM112 186H113V185H112ZM129 186H130V185H129ZM158 186H160V185H158ZM170 186H171V185H170ZM212 186H213V185H212ZM6 187H7V186H6ZM8 187H9V186H8ZM17 187H18V186H17ZM52 187H53V186H52ZM73 187H74V186H73ZM97 187H98V184H97ZM101 187H102V186H101ZM106 187H107V186H106ZM113 187H114V186H113ZM137 187H138V186H137ZM154 187H155V186H154ZM162 187H163V186H162ZM172 187H173V186H172ZM19 188H20V187H19ZM42 188H43V187H42ZM42 188H41V189H42ZM80 188H81V187H80ZM88 188H89V187H88ZM93 188H94V187H93ZM98 188H99V187H98ZM102 188H103V187H102ZM104 188H105V187H104ZM132 188H133V187H132ZM134 188H135V187H134ZM148 188H151V187H148ZM148 188H146V189H148ZM197 188H198V187H197ZM207 188H209V187H207ZM17 189H18V188H17ZM55 189H56V188H55ZM90 189H91V188H90ZM96 189H97V188H96ZM201 189H202V188H201ZM203 189H204V188H203ZM203 189H202V190H203ZM47 190H48V189H47ZM78 190H79V189H78ZM82 190H83V189H82ZM97 190H98V189H97ZM101 190H102V189H101ZM103 190H105V189H103ZM149 190H150V189H149ZM164 190H166V189H164ZM191 190H192V189H191ZM204 190H205V189H204ZM21 191H22V190H21ZM80 191H81V190H80ZM90 191H91V190H90ZM92 191H93V190H92ZM147 191H148V190H147ZM160 191H161V190H160ZM167 191H168V189H167ZM189 191H190V190H189ZM211 191H212V190H211ZM213 191H214V190H213ZM54 192H55V190H54ZM67 192H69V191H67ZM67 192H66V193H67ZM94 192H95V191H94ZM98 192H99V191H98ZM112 192H113V191H112ZM148 192H149V191H148ZM161 192H162V191H161ZM168 192H169V191H168ZM199 192H202V191H199ZM199 192H198V193H199ZM70 193H71V192H70ZM95 193H96V192H95ZM95 193H94V195H98V194H95ZM105 193H106V192H105ZM145 193H146V191H145ZM157 193H158V190H157ZM162 193H163V192H162ZM15 194H16V193H15ZM37 194H38V193H37ZM45 194H46V193H45ZM59 194H60V193H59ZM71 194H72V193H71ZM85 194H86V193H85ZM87 194H88V193H87ZM91 194H92V193H91ZM153 194H154V192H153ZM186 194H187V193H186ZM193 194H194V193H193ZM209 194H210V192H209ZM9 195H11V194H9ZM9 195H8V196H9ZM40 195H41V194H40ZM46 195H47V194H46ZM63 195H64V194H63ZM65 195H66V194H65ZM92 195H93V194H92ZM107 195H108V194H107ZM161 195H162V194H161ZM182 195H183V193H182ZM188 195H189V193H188ZM194 195H195V194H194ZM196 195H197V194H196ZM196 195H195V197H196ZM198 195H199V194H198ZM200 195H201V194H200ZM43 196H44V194H43ZM48 196H49V195H48ZM73 196H74V195H73ZM77 196H78V195H77ZM101 196H102V195H101ZM110 196H111V194H110ZM133 196H135V195H133ZM186 196H187V195H186ZM201 196H202V195H201ZM1 197H2V196H1ZM35 197H36V196H35ZM50 197H51V196H50ZM67 197H68V196H66L65 198H67ZM78 197H80V196H78ZM82 197H83V196H82ZM87 197H88V196H87ZM136 197H137V195H136ZM141 197H142V196H141ZM151 197H152V195H151ZM153 197H154V196H153ZM158 197H159V196H158ZM192 197H193V196H192ZM195 197H194V198H195ZM203 197H204V196H203ZM210 197H211V196H210ZM21 198H22V197H21ZM33 198H34V197H33ZM33 198H31V199H33ZM36 198H38V197H36ZM73 198H74V197H73ZM80 198H81V197H80ZM91 198H92V196H91ZM14 199H15V198H14ZM46 199H47V198H46ZM46 199H45V200H46ZM48 199H49V198H48ZM67 199H68V198H67ZM103 199H104V198H103ZM143 199H144V198H143ZM146 199H147V198H146ZM155 199H156V198H155ZM179 199H180V198H179ZM187 199H189V198H187ZM4 200H5V199H4ZM19 200H20V199H19ZM59 200H60V199H59ZM71 200H73V199H71ZM81 200H82V198H81ZM88 200H90V199H88ZM92 200H93V198H92ZM92 200H91V201H92ZM107 200H108V199H107ZM168 200H169V199H168ZM170 200H171V199H170ZM185 200H186V199H185ZM6 201H8V200L6 199ZM38 201H39V200H38ZM43 201H44V198H43V200H42L41 202H43ZM56 201H57V200H56ZM82 201H83V200H82ZM94 201H95V200H94ZM128 201H129V200H128ZM132 201H133V200H132ZM136 201H137V199H136ZM147 201H148V200H147ZM150 201H151V200H150ZM192 201H193V200H191V202H192ZM198 201H199V200H198ZM198 201H196V202H198ZM39 202H40V201H39ZM39 202H38V203H39ZM49 202H50V201H49ZM58 202H59V201H58ZM66 202H68V201H66ZM92 202H93V201H92ZM178 202H179V201H178ZM38 203H37V204H38ZM53 203H54V202H53ZM125 203H126V202H125ZM128 203H129V202H128ZM128 203H127V204H128ZM130 203H131V202H130ZM134 203H135V202H134ZM136 203H137V202H136ZM150 203H152V201H151ZM154 203H155V202H154ZM156 203H157V202H156ZM163 203H164V202H163ZM165 203H166V202H165ZM180 203H181V201H180ZM188 203H189V202H188ZM17 204H18V203H17ZM24 204H25V203H24ZM28 204H29V203H28ZM54 204H55V203H54ZM132 204H133V203H132ZM141 204H142V203H141ZM141 204H140V208H141ZM168 204H169V203H168ZM8 205H9V204H8ZM10 205H12V203H10ZM21 205H23V204H21ZM35 205H36V204H35ZM44 205H45V204H44ZM56 205H57V204H56ZM58 205H59V204H58ZM72 205H73V204H72ZM119 205H120V204H119ZM121 205H122V204H121ZM135 205H136V204H134V206H135ZM142 205H143V204H142ZM144 205H145V203H144ZM146 205H147V204H146ZM149 205H150V204H149ZM151 205H152V204H151ZM151 205H150V206H151ZM5 206H6V205H5ZM25 206H26V205H25ZM31 206H32V204H31ZM42 206H43V205H42ZM64 206H66V205H64ZM77 206H78V205H77ZM79 206H80V205H79ZM82 206H84V205H82ZM123 206H125V205H123ZM129 206H130V205H129ZM136 206H137V205H136ZM163 206H164V205H163ZM171 206H172V205H171ZM208 206H209V205H208ZM222 206H223V205H222ZM13 207H14V206H13ZM28 207H29V206H28ZM48 207H49V206H48ZM48 207H47V208H48ZM61 207H62V206H61ZM61 207H59V208H61ZM85 207H86V205H85ZM96 207H97V206H96ZM137 207H138V206H137ZM137 207H136V208H137ZM155 207H156V206H155ZM172 207H173V206H172ZM175 207H176V206H175ZM175 207H173V208H175ZM188 207H189V206H188ZM2 208H3V207H2ZM2 208H1V209H2ZM19 208H20V207H19ZM19 208H18V209H19ZM25 208H26V207H25ZM32 208H33V207H32ZM55 208H56V206H55ZM65 208H66V207H65ZM70 208H71V207H70ZM73 208H74V207H73ZM73 208H71V209H69V210L72 211ZM80 208H81V207H80ZM92 208H93V207H92ZM110 208H111V207H110ZM115 208H116V207H115ZM138 208H139V207H138ZM140 208H139V209H140ZM144 208H145V207H144ZM178 208H179V207H178ZM209 208H210V207H209ZM38 209H39V208H38ZM51 209H52V207H51ZM51 209H49V210H51ZM76 209H77V208H76ZM83 209H84V208H83ZM88 209H89V208H88ZM111 209H112V208H111ZM111 209H110V210H111ZM131 209H132V208H131ZM175 209H176V208H175ZM44 210H45V209H44ZM47 210H48V209H47ZM61 210H62V208L60 209V211H61ZM132 210H133V209H132ZM134 210H135V209H134ZM19 211H22V210L20 209ZM45 211H46V210H45ZM65 211H67V209H66ZM73 211H74V210H73ZM73 211H72V212H73ZM88 211H89V210H88ZM112 211H113V210H112ZM119 211H120V209H119ZM129 211H131V210H129ZM158 211H159V210H158ZM214 211H215V210H214ZM32 212H33V211H32ZM42 212H43V211H42ZM52 212H53V211H52ZM55 212H56V211H55ZM74 212H75V211H74ZM138 212H140V211H138ZM156 212H157V211H156ZM182 212H183V211H182ZM219 212H220V211H219ZM261 212H262V211H261ZM3 213H4V212H3ZM20 213H22V212H20ZM20 213H19V214H20ZM25 213H27V212H25ZM46 213H47V211H46ZM46 213H45V215H46ZM69 213H70V212H69ZM84 213H85V212H84ZM123 213H125V212H123ZM135 213H136V211H134V214H135ZM142 213H143V211H142ZM142 213H141V214H142ZM1 214H2V213H1ZM8 214H9V212H8ZM35 214H36V211H35ZM52 214H53V213H52ZM56 214H57V213H56ZM66 214H67V213H66ZM76 214H77V213H76ZM90 214H91V212H90ZM109 214H110V213H109ZM138 214H139V213H138ZM4 215H5V214H4ZM17 215H18V214H17ZM22 215H23V214H22ZM22 215H21V216H22ZM32 215H33V214H32ZM40 215L42 216L43 214H40ZM50 215H51V214H50ZM62 215H63V214H62ZM69 215H70V214H69ZM113 215H114V214H113ZM118 215H121V214H118ZM131 215H132V214H131ZM198 215H199V214H198ZM14 216H15V215H14ZM21 216H20V217H21ZM37 216H38V214H37ZM43 216H44V215H43ZM51 216H52V215H51ZM51 216H50V217H51ZM93 216H94L93 218H96L95 215H93ZM106 216H109V215H106ZM106 216H105V217H106ZM111 216H112V215H111ZM115 216H116V215H115ZM123 216H124V215H123ZM146 216H147V215H146ZM165 216H166V215H165ZM225 216H226V215H225ZM4 217H5V216H4ZM4 217H3V216H0V224H1V221L4 220ZM20 217H19V218H20ZM39 217H40V216H39ZM45 217H46V216H45ZM57 217H59L58 214H57ZM82 217H83V216H82ZM88 217H89V216H88ZM88 217H87V218H88ZM98 217H99V215L97 216V218H98ZM132 217H133V216H132ZM142 217H143V216H142ZM262 217H263V216H262ZM28 218H29V217H28ZM35 218H36V216H35ZM40 218H41V217H40ZM60 218H61V217H60ZM83 218H84V217H83ZM83 218H82V219H83ZM91 218H92V217H89L88 220L90 221ZM103 218H104V217H103ZM107 218H108V217H107ZM120 218H121V217H120ZM127 218H129V217H127ZM183 218H184V217H183ZM11 219H12V218H11ZM132 219H133V218H132ZM137 219H138V218H137ZM191 219H192V218H191ZM14 220H16V219H14ZM45 220L48 221V219H45ZM80 220H81V219H80ZM85 220H86V218H85ZM94 220H96V219H94ZM101 220H102V219H101ZM103 220L105 221V219H103ZM109 220H110V219H109ZM113 220H114V219H113ZM121 220H122V218H121ZM134 220H135V219H134ZM210 220H211V219H210ZM27 221L29 222V220H27ZM40 221H41V220H40ZM47 221H46V222H47ZM50 221H51V220H50ZM86 221H87V220H86ZM117 221H118V220H117ZM117 221H116V222H117ZM132 221H133V220H132ZM151 221H152V220H151ZM189 221H190V220H189ZM31 222H32V221H31ZM42 222H44V221L42 220ZM80 222H82V220H81ZM83 222H84V221H83ZM95 222H96V221H95ZM101 222H102V221H101ZM109 222H110V221H109ZM127 222H128V221H127ZM134 222H135V221H134ZM213 222H214V221H213ZM221 222H223V221H221ZM29 223H30V222H29ZM33 223H34V222H33ZM103 223H104V222H103ZM136 223H137V221H136ZM144 223H145V222H144ZM3 224H5V223H3ZM44 224H45V222H44ZM44 224H43V226L46 227ZM46 224H47V223H46ZM80 224H81V223H80ZM83 224H87V222H84ZM90 224H91V223H90ZM92 224H93V223H92ZM94 224H95V223H94ZM110 224H111V223H110ZM112 224H113V223H112ZM116 224H117V223H116ZM133 224H134V223H133ZM27 225H28V224H27ZM38 225L41 226V224H39V223H38ZM77 225H78V224H77ZM99 225H100V224H99ZM118 225H119V224H118ZM156 225H157V227H158V226H159V222H158V224H156ZM161 225H162V224H161ZM30 226H31V228H32V226H33L32 223L30 224ZM48 226H49V225H48ZM48 226H47V227H48ZM85 226L87 227V225H85ZM85 226H83V227H85ZM89 226L91 227L92 225H89ZM89 226H88V227H89ZM108 226H110V225L108 224ZM121 226H122V225H121ZM130 226H131V225H130ZM148 226H149V225H148ZM171 226H172V225H171ZM192 226H193V225H192ZM44 227H43V228H44ZM83 227H82V228H83ZM95 227H96V225H95ZM95 227H94V228H95ZM97 227H98V226H97ZM97 227H96V229H97ZM155 227H156V226H155ZM157 227H156V228H157ZM22 228H23V227H22ZM29 228H30V227H29ZM40 228H41V227H40ZM40 228H39V229H40ZM77 228H78V227H77ZM80 228H81V226H80ZM80 228H79V229H80ZM108 228H110V227H108ZM120 228H122V227H120ZM168 228H169V227H168ZM174 228H175V227H174ZM210 228H211V227H210ZM23 229H24V228H23ZM33 229H34V228H33ZM41 229H42V228H41ZM84 229H86V228H84ZM99 229H100V228H99ZM111 229H112V225H111ZM118 229H119V228H118ZM34 230H35V229H34ZM108 230H109V229H108ZM116 230H117V229H116ZM119 230H120V229H119ZM20 231H21V230H20ZM109 231H111V230H109ZM172 231H173V230H172ZM175 231H176V230H175ZM33 232H34V231H33ZM70 232H72V231H70ZM70 232H69V233H70ZM81 232H82V230H81ZM91 232H92V231H91ZM234 232H235V231H234ZM69 233H68V234H69ZM98 233H99V232H98ZM120 233H122V231H121ZM120 233H119V234H120ZM164 233H165V232H164ZM71 234H72V233H71ZM78 234H79V233H78ZM85 234H86V233H85ZM113 234H114V233H113ZM150 234H151V233H150ZM69 235H70V234H69ZM72 235H73V234H72ZM72 235H71V236H72ZM76 235H77V234H76ZM80 235H82V234H80ZM99 235H103L102 232H101ZM181 235H182V232H181ZM220 235H221V234H220ZM14 236H15V229H14V227H7V226H2V225H0V250H1V249L3 250V248L7 247V246L10 244V242H11V240H12V238H13ZM63 236H64V235H63ZM74 236H75V235H74ZM86 236H87V235H86ZM90 236H91V235H90ZM92 236H93V234H92ZM92 236H91V237H92ZM113 236H114V235H113ZM116 236H117V235H116ZM68 237H69V236H68ZM94 237H95V236H94ZM120 237H121V235H120ZM72 238H73V236H72ZM84 238H85V237H84ZM84 238H83V239H84ZM89 238H90V237H89ZM96 238H98V237L96 236ZM99 238H101V237H99ZM99 238H98V239H99ZM104 238H105V237H104ZM125 238H126V237H125ZM136 238H137V237H136ZM138 238H139V237H138ZM58 239H59V238H58ZM63 239H64V238H63ZM73 239H74V238H73ZM98 239H97V241H98ZM14 240H15V239H14ZM19 240H20V239H19ZM76 240H77V239H76ZM78 240H79V239H78ZM92 240H94V239H92ZM124 240H125V239H124ZM132 240H133V238H132ZM159 240H160V239H159ZM191 240H192V239H191ZM12 241H13V240H12ZM55 241H56V240H55ZM64 241H65V240H64ZM70 241H72V240H70ZM108 241H109V240H108ZM170 241H171V240H170ZM49 242H50V241H49ZM68 242H69V240H68ZM74 242H75V241H74ZM76 242H77V241H76ZM85 242H86V241H85ZM94 242H95V241H94ZM99 242L101 243V240H100ZM99 242H98V243L96 242L97 245L100 244ZM102 242L105 243V241H102ZM124 242H125V241H124ZM172 242H173V241H172ZM176 242H177V241H176ZM179 242H180V241H179ZM13 243H14V242H13ZM22 243H24V242H22ZM46 243H48V242H46ZM60 243H61V242H59V244H60ZM88 243H90V242H88ZM91 243L93 244V242H91ZM91 243H90V244H91ZM96 243H95V244H96ZM131 243H132V242H131ZM131 243L129 242V244H131ZM18 244H20V243H18ZM18 244H15V245H18ZM65 244L67 245L66 242H65ZM70 244H71V242H70ZM92 244H91V245H92ZM168 244H169V243H168ZM26 245H27V244H26ZM61 245H62V244H61ZM63 245H64V243H63ZM63 245H62V247H63ZM76 245H77V244H76ZM84 245H86V244H84ZM84 245H83V246H84ZM101 245H102V243H101ZM101 245H100V246H101ZM163 245H164V244H163ZM175 245H176V244H175ZM30 246H31V245H30ZM81 246H82V245H80V247H81ZM127 246H128V243H127ZM156 246H157V245H156ZM42 247H43V246H42ZM64 247H65V246H64ZM66 247H68V246H66ZM73 247H74V246H73ZM75 247H76V246H75ZM75 247H74V248H75ZM87 247H88V245H87ZM98 247H99V246H98ZM122 247H123V246H122ZM7 248H8V247H7ZM17 248H18V246H17ZM23 248H25V247H23ZM23 248H21V250H22ZM39 248H40V247H39ZM54 248H55V247H54ZM82 248H83V247H82ZM82 248H81V249H82ZM92 248H93V247H92ZM100 248H102V247H100ZM201 248H202V247H201ZM41 249H42V248H41ZM43 249H44V247H43ZM59 249H60V247H59ZM63 249H64V248H63ZM75 249H76V248H75ZM78 249H79V248H78ZM98 249H99V248H98ZM102 249H103V248H102ZM180 249H181V248H180ZM183 249H184V248H183ZM4 250H5V249H4ZM8 250H9V249H8ZM11 250H12V249H11ZM11 250H10V251H11ZM21 250H19V251H21ZM45 250H46V249H45ZM57 250H58V249H57ZM79 250H80V249H79ZM85 250H86V249H85ZM91 250H92V249H91ZM195 250H196V249H195ZM240 250H241V249H240ZM23 251H24V250H23ZM23 251H22V253H23ZM25 251H26V249H25ZM39 251H40V250H39ZM75 251L77 252V250H75ZM166 251H167V250H166ZM13 252H14V251H13ZM60 252H61V251H60ZM71 252H72V251H71ZM73 252H74V251H73ZM73 252H72V253H73ZM81 252H82V251H81ZM85 252H87V251H85ZM88 252H89V251H88ZM88 252H87V253H88ZM91 252H92V251H91ZM125 252H126V251H125ZM125 252H124V253H125ZM149 252H150V251H149ZM177 252H178V251H177ZM179 252H180V251H179ZM185 252H186V251H185ZM237 252H238V251H237ZM7 253H9V252H7ZM17 253H18V252H17ZM58 253H59V252H58ZM61 253H62V252H61ZM171 253H172V252H171ZM238 253H240V252H238ZM15 254H16V253H15ZM20 254H21V253H20ZM36 254H37V253H36ZM75 254H76V253H75ZM163 254H164V253H163ZM207 254H208V253H207ZM235 254H236V253H235ZM16 255H17V254H16ZM16 255H14V256L16 257ZM81 255H82V254H81ZM81 255H80V256H81ZM84 255H85V254H84ZM89 255H90V254H89ZM141 255H142V254H141ZM145 255H146V254H145ZM165 255H166V254H165ZM181 255H182V254H181ZM18 256H19V255H18ZM32 256H33V255H32ZM49 256H50V255H49ZM87 256H88V255H87ZM87 256H85V257L87 258ZM206 256H207V255H206ZM239 256H240V255H239ZM5 257H6V256H5ZM35 257H36V256H35ZM50 257H51V256H50ZM138 257H139V256H138ZM207 257H208V256H207ZM0 258H1V257H0ZM12 258H13V257H12ZM18 258H19V257H18ZM39 258H40V257H39ZM77 258H78V257H77ZM86 258H85V259H86ZM172 258H173V257H172ZM175 258H176V257H175ZM183 258H184V257H183ZM236 258H238V257H236ZM240 258H241V257H240ZM78 259H79V258H78ZM80 259H81V258H80ZM87 259H88V258H87ZM141 259H142V258H141ZM152 259H153V258H152ZM170 259H171V258H170ZM23 260H24V259H23ZM88 260H89V259H88ZM92 260H93V259H92ZM174 260H175V259H174ZM34 261H36V260H34ZM38 261H39V260H38ZM41 261H42V260H41ZM90 261H91V260H90ZM161 261H163V260H161ZM168 261H169V260H168ZM16 262H17V261H16ZM43 262H44V261H43ZM79 262H81V261H79ZM181 262H182V261H181ZM2 263H3V262H2ZM19 263H20V262H19ZM23 263H24V262H23ZM44 263H45V262H44ZM44 263H43V264H44ZM63 263H64V261H63ZM66 263H67V262H66ZM71 263H72V262H71ZM166 263H167V262H166ZM175 263H176V262H175ZM191 263H192V262H191ZM33 264H34V263H33ZM61 264H62V262H61ZM69 264H70V263H69ZM73 264H74V263H73ZM128 264H129V263H128ZM160 264H161V263H160Z\"/></svg>",
  "mask_w": 264,
  "mask_h": 264
}]
</instances>
